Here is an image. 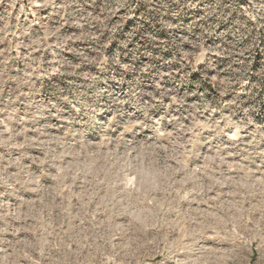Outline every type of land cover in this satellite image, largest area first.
<instances>
[{"label":"clouds","instance_id":"9594fccd","mask_svg":"<svg viewBox=\"0 0 264 264\" xmlns=\"http://www.w3.org/2000/svg\"><path fill=\"white\" fill-rule=\"evenodd\" d=\"M0 264H264V0H0Z\"/></svg>","mask_w":264,"mask_h":264}]
</instances>
